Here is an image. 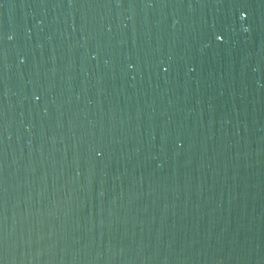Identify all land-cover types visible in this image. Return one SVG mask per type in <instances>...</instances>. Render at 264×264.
<instances>
[{"label": "water", "instance_id": "1", "mask_svg": "<svg viewBox=\"0 0 264 264\" xmlns=\"http://www.w3.org/2000/svg\"><path fill=\"white\" fill-rule=\"evenodd\" d=\"M0 264H264V0H0Z\"/></svg>", "mask_w": 264, "mask_h": 264}, {"label": "snow or ice", "instance_id": "2", "mask_svg": "<svg viewBox=\"0 0 264 264\" xmlns=\"http://www.w3.org/2000/svg\"><path fill=\"white\" fill-rule=\"evenodd\" d=\"M246 9L247 8H241V17L244 19H247L248 15H249V13ZM245 30L247 31L248 29H245ZM218 39H223V36L218 34Z\"/></svg>", "mask_w": 264, "mask_h": 264}]
</instances>
